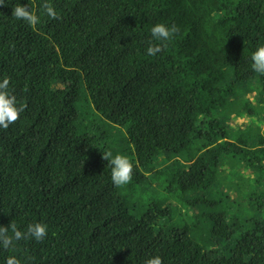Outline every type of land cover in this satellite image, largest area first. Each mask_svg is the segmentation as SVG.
<instances>
[{
	"label": "trees",
	"instance_id": "16d2710c",
	"mask_svg": "<svg viewBox=\"0 0 264 264\" xmlns=\"http://www.w3.org/2000/svg\"><path fill=\"white\" fill-rule=\"evenodd\" d=\"M43 2L4 0L0 7V82L9 79L7 91L24 109L0 128V226L14 222L26 231L41 223L47 235L0 247V264L9 257L20 264H145L156 256L162 264H264V227L244 231L224 210L202 213L195 217L207 228L197 240L188 227L163 225L165 212L155 204L127 209L123 195L147 183L157 158L170 163L169 192L180 197L209 193L222 154L248 158L209 116L234 86L220 87L228 77L258 80L264 94V75L251 61L264 46V0H48L55 20L41 12ZM17 4L40 23L12 17ZM157 24L178 32L154 40ZM153 44L162 51L150 56ZM84 104L103 125L125 129L118 149L106 144L115 132L88 120L89 130ZM108 151L132 163L129 184L114 186L102 159ZM257 155L264 158L263 138ZM179 157L188 162L184 170ZM232 237L228 249H207Z\"/></svg>",
	"mask_w": 264,
	"mask_h": 264
},
{
	"label": "rangeland",
	"instance_id": "374dc122",
	"mask_svg": "<svg viewBox=\"0 0 264 264\" xmlns=\"http://www.w3.org/2000/svg\"><path fill=\"white\" fill-rule=\"evenodd\" d=\"M225 85L234 86L224 91V106L212 110L209 120L217 122L225 129L229 141L241 148L248 160L233 151L222 154L218 177L209 193L201 191L180 197L179 193L169 192L167 174L170 171L166 170L170 163L164 158H157L150 169L151 172L146 174V184H140L134 190L123 191L127 209L131 210L137 204H155L165 212L163 225L179 229L188 227L189 235L197 240L201 239L207 228L202 219L195 217L202 213L212 215L224 210L226 218L235 220L244 231L264 227V158L257 155L259 140L264 139V105L261 101L264 94L258 80L236 84L228 77L220 87ZM78 109L83 113L80 105ZM83 110L88 116L86 118L82 114L83 122L89 130H93L89 123L95 122L102 126L104 132H115L114 140L109 139L106 142L108 146L114 149L117 144L121 145V139L127 137L125 129L103 125L100 116L86 104L83 105ZM177 160L181 170L187 168L188 162L180 157ZM251 164L255 167H250ZM162 171H166L165 174L159 175ZM193 199H199V204L192 205ZM234 243L235 237L220 239L218 246H209L207 249L220 251L224 247L230 248Z\"/></svg>",
	"mask_w": 264,
	"mask_h": 264
},
{
	"label": "clouds",
	"instance_id": "9594fccd",
	"mask_svg": "<svg viewBox=\"0 0 264 264\" xmlns=\"http://www.w3.org/2000/svg\"><path fill=\"white\" fill-rule=\"evenodd\" d=\"M0 7H4V0H0ZM41 12L51 17L58 19L57 13L53 6L44 0L41 5ZM12 17L17 20H22L30 26H35L40 23L38 15L34 14L27 6L15 5L12 8ZM176 32L178 28L172 25L170 28L164 24H157L151 29V35L154 40L167 41ZM162 51L159 44H153L147 48V54L154 56ZM252 68L255 72L264 75V46L259 47L251 56ZM9 79L4 78L0 82V128L7 129L11 124L19 119L20 112L23 107L16 106V97L9 95L7 89ZM102 159L108 161V166L111 168V180L116 187H122L129 184L132 180L133 165L130 160L123 155H115L108 151L102 155ZM11 233V234H9ZM47 235V226L41 223L29 224L26 231L18 230L16 224L11 222L8 227L0 226V247L4 249L10 248L14 241L32 238L36 241H42ZM7 264H20V261L15 257H9ZM145 264H162V259L159 256L150 258Z\"/></svg>",
	"mask_w": 264,
	"mask_h": 264
}]
</instances>
